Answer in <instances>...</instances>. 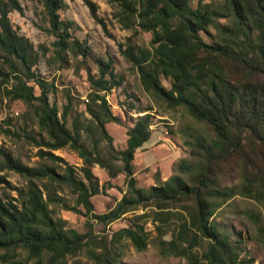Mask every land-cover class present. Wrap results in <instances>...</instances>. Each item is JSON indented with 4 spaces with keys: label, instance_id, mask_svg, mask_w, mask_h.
<instances>
[{
    "label": "trees",
    "instance_id": "16d2710c",
    "mask_svg": "<svg viewBox=\"0 0 264 264\" xmlns=\"http://www.w3.org/2000/svg\"><path fill=\"white\" fill-rule=\"evenodd\" d=\"M83 1L94 19L105 26L96 1ZM107 1L115 6L113 15L123 27L151 33L150 47L120 44L144 89L169 107L184 106L192 118L206 126L211 138L200 135L185 139L189 156L176 162L169 177H157L148 187L137 185L133 157L150 135V107L132 120L125 146L116 149V155L110 154L121 161L114 166L98 152L96 144L86 146L76 121L72 129L67 126L69 106L65 104L59 115L57 104L50 102V84L33 67L40 51L9 17L12 9L22 12L23 7L19 0H0V59L5 64L0 66V78L12 80L4 91L12 99L34 106L38 124L47 134V138L36 139L40 146L37 154L62 165L61 171L47 162L30 165L0 147V184H11L3 169L14 170L26 179L23 186L11 184L17 196L0 194V261L26 264L32 259L34 264H62L68 255H78L88 244L86 232L53 216L48 201L54 198L50 194L45 197L37 182L44 178L47 184L67 185L76 192L77 204L61 201L64 208L104 223L139 205L152 206L149 211L132 213L127 225L113 230V243L126 238L137 250L145 249L150 238L145 226L148 218L162 254L184 256L188 264H242L238 246L218 229L213 214L235 194L251 197L264 207V0H196L194 6L191 0ZM42 4L59 49L73 43L86 55L87 45L68 39L72 21L60 18L59 9L66 1L42 0ZM222 16L223 21L219 19ZM210 25L216 27L218 37L208 41L202 31L208 32ZM96 62L97 75L88 70L89 81L96 88L90 92L86 111L113 148L106 123L121 118L112 111L106 92L120 79L112 59L97 57ZM161 74L170 79L169 87L162 83ZM64 146L82 159L79 167L54 153ZM95 163L110 177L120 171L125 174L126 189L121 197L100 213L94 211L91 196L103 191L109 179L99 184L92 170ZM248 216L259 220L253 209L248 210ZM101 247L100 251L86 247V251L98 264H119L108 241L104 239ZM21 250L26 253L24 258L19 256Z\"/></svg>",
    "mask_w": 264,
    "mask_h": 264
},
{
    "label": "rangeland",
    "instance_id": "374dc122",
    "mask_svg": "<svg viewBox=\"0 0 264 264\" xmlns=\"http://www.w3.org/2000/svg\"><path fill=\"white\" fill-rule=\"evenodd\" d=\"M19 1L23 11L12 9L9 17L18 31L28 36L40 51L39 59L33 67L50 84L48 92L50 102L57 104L59 115L63 106L67 104L69 106L66 117L67 126L72 129L73 121H76L79 125L80 138L86 146L92 147L96 144L98 152L114 166L120 165L121 161L114 157L111 158L110 154L116 155L115 150L119 149L121 144L119 139L127 133V128L132 124L136 115L145 112L144 109L147 107H150L148 111L152 113L150 127L154 128L155 134L159 132L156 129L166 131L180 148L182 156L174 162L173 171L176 170L175 164L179 159L189 156L190 146L184 141L185 139L200 135L206 136L207 139L211 138L206 126L192 118L184 106L169 107L163 100L144 89L137 69L121 52L120 47L128 44L150 47L151 33L139 27L137 30L123 27L113 15L115 6L110 2L95 0L98 5V15L103 19L105 26L94 19L83 0H65L66 6L59 9L60 18L63 21H72L69 26L71 34L69 41L75 38L82 45H87L88 53L84 55L74 47L73 43L66 48L59 49L54 42L57 36L49 30L50 24L42 0ZM211 1L217 3L221 0ZM190 2L193 6L196 4V0ZM219 19L223 21L224 17ZM208 29V32L202 31L204 39L209 41L218 37L216 27L210 25ZM97 57L112 59L116 78L120 79L118 84L106 92V98L112 111L121 118L119 122L111 120L107 123L110 134L117 139H115L116 144L113 143V148L110 147L91 115L86 111V103L88 99L90 101V92L96 88L89 81L88 70L94 76L97 75ZM0 66L5 67L1 59ZM160 76L162 83L169 87L170 79L162 74ZM11 81H2L0 78V147L9 150L27 164L52 163L61 171V164L37 154L40 146L37 145L36 139L42 136L47 138V134L38 124L33 105H27L20 99H12L5 93L4 87ZM35 89L36 92L39 91L38 87ZM148 144L149 142H146L145 145ZM53 151L77 167L82 163V159L68 146ZM94 167L101 185V181H104L98 171L101 167L98 164ZM1 172L6 173L11 184L23 186L26 183L25 177L14 170L3 169ZM155 176L157 180L159 173L156 172ZM105 181L108 180L105 179ZM37 182L42 186L45 197L50 194L54 198L48 201L53 216L64 218L68 227L88 234L89 241L83 250L76 256L68 255L62 264H84L85 262L98 264L88 255L86 247L100 251L104 239L109 242V246L116 253L119 264H188L184 256L165 255L160 252L159 245L154 239L156 233L154 225L148 218L145 226L150 238L145 249L137 250L126 238H122L118 243H113L110 239L113 230L130 222L129 217L132 213L149 211L152 206L139 205L134 210L127 211L120 217L104 223L62 206L61 201L70 205L77 204V194L69 186L56 183L47 184L44 178ZM11 184L10 186L0 184V194L3 197L17 196V191L11 188ZM125 189V176L124 172H121L120 176L109 179L103 191L91 197L94 211L100 213L112 207ZM78 208L84 210L81 204ZM249 209L259 214L258 221L255 222L248 216ZM213 219L218 229L238 246L242 264H264V207L262 203L251 197L235 194L215 211ZM25 255V251L21 250L19 256L24 258ZM0 264L9 263L0 261ZM26 264L34 263L32 259H29Z\"/></svg>",
    "mask_w": 264,
    "mask_h": 264
},
{
    "label": "crops",
    "instance_id": "0c3cea01",
    "mask_svg": "<svg viewBox=\"0 0 264 264\" xmlns=\"http://www.w3.org/2000/svg\"><path fill=\"white\" fill-rule=\"evenodd\" d=\"M156 130L159 131L157 134H155L154 128H151V132L148 139H146L141 144V146L136 148L133 157L134 174L137 179L138 185L142 187H148L149 185L155 184L157 182V180L155 179L156 172L159 173V178L161 180H164L169 177V175L173 173L174 162L182 156L180 153L179 146L176 145L174 140L170 138V135H168L166 131H161V129ZM126 138L127 133L121 139L118 138L119 141H121L119 149L125 146ZM115 139L116 138L113 137L114 144H116ZM146 142H149V144L145 145ZM94 165L92 166V170L98 177L99 175L96 173ZM99 167H101L100 169H98V171H100L99 174L104 178V181L105 179L112 180L113 177H116L117 175L120 176V173L122 172L120 171L116 176L110 177L104 167L100 165ZM102 182L103 181H101V184Z\"/></svg>",
    "mask_w": 264,
    "mask_h": 264
}]
</instances>
